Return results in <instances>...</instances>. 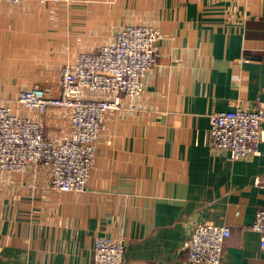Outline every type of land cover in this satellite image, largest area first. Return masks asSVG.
I'll return each instance as SVG.
<instances>
[{"label":"crops","instance_id":"obj_1","mask_svg":"<svg viewBox=\"0 0 264 264\" xmlns=\"http://www.w3.org/2000/svg\"><path fill=\"white\" fill-rule=\"evenodd\" d=\"M127 24L160 32L141 94L106 114L85 190L52 189L46 163L2 175L0 264H92L98 234L124 242L125 264H190L198 222L230 226L219 264H264L251 227L264 207V124L258 153L237 160L210 148L209 131L215 111L264 107V0L0 1V97L27 112L21 88L56 92L65 63ZM70 112L32 111L56 140Z\"/></svg>","mask_w":264,"mask_h":264},{"label":"built area","instance_id":"obj_2","mask_svg":"<svg viewBox=\"0 0 264 264\" xmlns=\"http://www.w3.org/2000/svg\"><path fill=\"white\" fill-rule=\"evenodd\" d=\"M17 5L22 0H0ZM45 0H40L43 2ZM158 28L127 24L109 44L80 51L60 69L57 91L34 85L18 91L15 103L0 97V181L2 175L23 172L30 164L51 167L49 186L57 191H83L89 179L94 149L100 139L106 114L122 108L123 96L138 97L148 71L158 57ZM53 107L70 109L69 135L56 140L45 134L44 123L34 113L45 115ZM134 108V106H132ZM264 124V107L236 106L210 114V148L229 151L232 160L258 153ZM264 249V207L251 225ZM231 234L226 224L196 223L184 242L190 264H219L224 243ZM121 239L98 234L93 243L92 264H125Z\"/></svg>","mask_w":264,"mask_h":264}]
</instances>
